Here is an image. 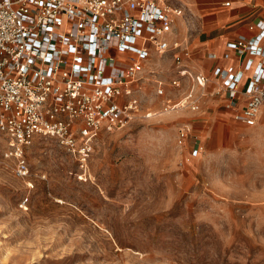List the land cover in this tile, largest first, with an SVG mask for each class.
Segmentation results:
<instances>
[{"label": "rangeland", "instance_id": "obj_1", "mask_svg": "<svg viewBox=\"0 0 264 264\" xmlns=\"http://www.w3.org/2000/svg\"><path fill=\"white\" fill-rule=\"evenodd\" d=\"M164 2L183 9L172 39L192 49L205 38L204 12L193 0ZM176 52L146 64L136 117L99 132L88 177L52 138L28 149L27 182L0 165V264H264V117L248 126L226 113L221 83L212 77L203 89L194 70L172 86ZM187 90L202 95L199 110H165Z\"/></svg>", "mask_w": 264, "mask_h": 264}, {"label": "built area", "instance_id": "obj_2", "mask_svg": "<svg viewBox=\"0 0 264 264\" xmlns=\"http://www.w3.org/2000/svg\"><path fill=\"white\" fill-rule=\"evenodd\" d=\"M182 11L162 0H0V165L10 164L16 177L28 181L33 174L28 149L38 138H52L74 157L79 179L88 177L99 132L123 128L136 117L137 84L153 55L179 51V76L172 86L180 87L181 76L188 74L191 51L172 39ZM256 26L260 32L252 39L227 43L228 49L249 55L243 69L213 71L228 107L242 105L236 118L248 126L257 123L264 104V22ZM246 71L251 76L240 89ZM196 74V83L206 89L209 77ZM201 98L187 90L179 104L165 110L197 111ZM189 135L181 127L178 144L187 145ZM196 143L192 156L201 151ZM29 201L23 198L22 206Z\"/></svg>", "mask_w": 264, "mask_h": 264}, {"label": "crops", "instance_id": "obj_3", "mask_svg": "<svg viewBox=\"0 0 264 264\" xmlns=\"http://www.w3.org/2000/svg\"><path fill=\"white\" fill-rule=\"evenodd\" d=\"M226 2H230V5L226 6ZM193 7L204 12L202 18L200 17L202 20L199 19L197 22H204L206 29L201 37L205 38L192 42V49H189L192 57L188 60L190 70L188 68L185 70L189 73L191 81H193L194 70L196 73L204 72L209 80L214 77L218 84H222L221 78L215 76L213 71L218 66L234 67L236 70L243 69L249 55L247 53L241 55L228 49L227 43L238 38L252 39L260 32L256 24L259 21L264 22V0H193ZM200 46L203 47L202 50L205 49L204 55L201 49L196 50ZM211 54H216V57H210ZM225 54L229 57L226 58ZM250 76L251 73L246 71L243 82L238 86L240 89H244ZM243 100L244 97L240 95L239 102L242 103ZM241 108L242 105L239 108L227 109L225 112L232 114ZM261 108L260 116L264 117V105ZM185 127L192 134L191 127ZM259 129H264V122Z\"/></svg>", "mask_w": 264, "mask_h": 264}, {"label": "bare ground", "instance_id": "obj_4", "mask_svg": "<svg viewBox=\"0 0 264 264\" xmlns=\"http://www.w3.org/2000/svg\"><path fill=\"white\" fill-rule=\"evenodd\" d=\"M162 1H164V0H162ZM264 105V104H263ZM261 110H262V108H261Z\"/></svg>", "mask_w": 264, "mask_h": 264}]
</instances>
